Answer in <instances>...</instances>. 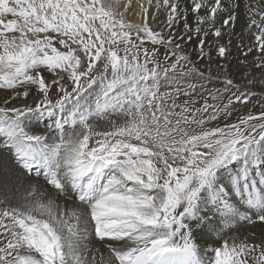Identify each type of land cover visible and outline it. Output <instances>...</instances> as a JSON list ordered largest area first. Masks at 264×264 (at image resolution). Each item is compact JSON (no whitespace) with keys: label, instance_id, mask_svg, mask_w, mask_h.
I'll return each mask as SVG.
<instances>
[{"label":"snow or ice","instance_id":"obj_1","mask_svg":"<svg viewBox=\"0 0 264 264\" xmlns=\"http://www.w3.org/2000/svg\"><path fill=\"white\" fill-rule=\"evenodd\" d=\"M154 7L160 31L146 7L132 23L109 0H0V264H264V234L222 235L264 225V110L230 120L255 93L220 63L239 0ZM245 8L243 55L264 73V0Z\"/></svg>","mask_w":264,"mask_h":264},{"label":"bare ground","instance_id":"obj_2","mask_svg":"<svg viewBox=\"0 0 264 264\" xmlns=\"http://www.w3.org/2000/svg\"><path fill=\"white\" fill-rule=\"evenodd\" d=\"M116 1L118 3H123V8L127 12V14H128L127 16H128V19L130 22L142 23L143 22L142 18L144 16L143 8L146 7V8H148V14H149L148 15V23L150 24V26L156 31H160L164 27L162 23H160L158 26V24L156 22H153V20L151 18V13L156 11V9L154 7L155 0H153V6H151V7L148 5V0H116ZM241 3H242V1L239 0V6L241 5ZM239 10H240V7H239ZM239 10H237V12ZM237 12H236V14H237ZM189 16H191V15H189ZM160 19L164 20V19H166V16L164 14H161ZM237 25H238V22H237ZM178 27L179 26H177V30H178ZM235 27H234V31H235ZM240 29H238V31ZM246 33H247V38H249L248 32H246ZM254 55L256 57L260 54L257 52H253V55H252V53L250 54L251 57H253ZM255 57H254V59H255ZM251 61H253V62H251ZM251 61L248 62V63L251 62L250 64H246V67H243L244 65L240 64V60H239V62L233 61L232 63H222L225 65V69L230 73V75H237L238 76L237 80L235 81L236 84L241 85L244 88L253 90L255 92V95H253L251 97L250 101H248L246 104L244 103L241 105V106H243L241 109L233 111V114L230 117V120L233 122L239 116L247 115L248 113H252L253 115H258L262 110H264V83L261 82V81H264V73H261V71L259 69L255 68L254 60L251 59ZM198 64L200 65V67L202 69H205V70L208 69V65L203 66V64H201V63H198ZM47 78L50 79L51 74H50V76L48 75ZM248 79L253 80V83L251 85L247 84ZM1 90H3V89H0V106L2 104V101L5 99V95L7 96L8 93L10 95H12V92L10 90L6 93L1 91ZM19 91H23V89H19ZM35 99H38V96H37L36 90L32 88L31 94L27 97V99H24L23 97H21L19 99H14L7 106L13 107V106H20L21 104H32ZM200 103H202V101H200ZM111 119H116V117H111ZM97 122L100 124L104 123V121H97ZM220 122H221V124H223L224 120L221 119ZM47 123H50V121L46 120L44 125H40L37 128H35L34 130L35 131H43L42 128H44ZM65 131L66 132L71 131V129L66 126ZM40 184L44 185V181L42 179L40 181ZM25 185H26V181L20 182L19 192H17L15 189H13L12 195L14 197L21 195L23 193ZM45 187H47L50 190V186L45 185ZM14 202H15V200H13V203ZM56 202H57V204L65 203L63 198H58L56 200ZM251 233H257V234L255 237H253V235H250ZM262 234H264V225H261L259 223L255 224L252 227H250L249 224H247V223H233L232 225L225 226L224 229L222 230V235L225 239H230L234 235H238L240 239H243L247 235L249 242H257V243L260 242V238H261ZM217 246H222L220 234L213 233L211 236V239L209 240L208 247H217ZM91 247L96 248V249H100V252L104 253L105 256L107 255V249L102 247L98 242L95 241V239H93ZM96 258L98 261L100 260L99 253L97 254ZM89 260H91V253L89 254Z\"/></svg>","mask_w":264,"mask_h":264},{"label":"rangeland","instance_id":"obj_3","mask_svg":"<svg viewBox=\"0 0 264 264\" xmlns=\"http://www.w3.org/2000/svg\"><path fill=\"white\" fill-rule=\"evenodd\" d=\"M242 1V3H241V5L239 6L240 7V10H239V8L237 9V10H239L238 12H237V16H236V20L234 21V27L237 25V22H238V25L235 27V31H234V29H229V32H232L233 34L231 35V41H232V43H231V46H230V56H229V59H228V61L227 62H225V61H220V63H232L233 61H237V62H239V60H240V64L241 65H244L243 67H246V64H250L251 62H253V61H251V59L252 60H254V57H255V55L253 56V57H251L250 56V54L251 53H249L247 56H245V55H243V51L248 47V41H249V38H247V31L245 30L246 29V8H245V2H246V0H241ZM109 2L110 3H112L113 4V7L115 8V10L117 11V12H121V13H124V16H125V20L126 21H129V19H128V14H127V12L125 11V9L123 8V3H118L116 0H109ZM243 5V6H242ZM244 9V10H243ZM124 10V11H123ZM127 16V17H126ZM193 20V17L192 16H189V21L191 22ZM130 22V21H129ZM240 22V23H239ZM236 23V24H235ZM179 27H178V30H182V27H183V25H182V23H180V25H178ZM242 30H241V29ZM238 29H240L239 31H238ZM238 32V33H237ZM241 36L243 37V41H244V44H243V46L242 47H240V48H238L237 46L240 44V41H241ZM214 39V38H213ZM228 39H229V36H225V38H224V42L225 43H227V41H228ZM246 42V43H245ZM57 47H59V45H57ZM145 47H148V48H151L152 47V45H151V43L150 42H145ZM188 47V51L191 53V55H192V59L198 64V63H200V61H199V59H197V57H196V54H195V52H192V45H188L187 46ZM61 50H64V49H61ZM160 51H161V53H163V49L161 48L160 49ZM206 51H207V49H206ZM253 52H255V51H253ZM253 52H252V55H253ZM212 56H213V58L214 59H216V53H215V51H213L212 52ZM248 57V58H247ZM245 59V60H244ZM241 61H245V63H241ZM249 61H251L250 63H248ZM205 65H208V67H209V63H208V61L207 60H205L204 62H203V66H205ZM211 68H212V70L213 71H215V64H212L211 65ZM227 71V70H226ZM44 76L47 78L48 77V75L50 76V74L51 73H49V72H47V71H44ZM227 74L230 76V78L234 81V83H235V81L237 80V75H230V73L227 71ZM52 75V74H51ZM238 85V84H237ZM240 86V90L241 91H244L245 89H247V88H244L243 86H241V85H239ZM208 87L209 88H222L223 87V85L221 84V83H219V82H213L212 84H209L208 85ZM33 89H35L34 87H33ZM19 90V89H18ZM162 91L164 90V89H161ZM248 91H250V92H253V93H255L253 90H250V89H247ZM1 91H3V92H8L9 90H1ZM11 91V90H10ZM8 96H10V94L8 93L7 94V96L5 95V98L6 97H8ZM252 97V96H251ZM251 97H249V101H250V99H251ZM184 99V97H181V100H183ZM4 101V100H3ZM3 101H2V104H1V106H3ZM211 102V101H210ZM242 104H244V103H240V104H237V105H235V108H234V111H236V110H238V109H241L243 106H241ZM46 122V121H45ZM221 123V122H220ZM43 130H44V128H42ZM260 224V223H259ZM250 227H252V226H254V225H249ZM256 234L257 233H255V236H256ZM255 236H253V237H255Z\"/></svg>","mask_w":264,"mask_h":264}]
</instances>
